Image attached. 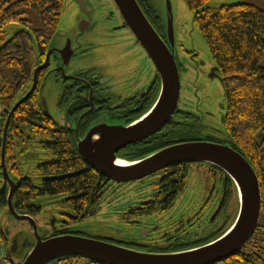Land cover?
<instances>
[{"label":"flooded vegetation","instance_id":"af4514ba","mask_svg":"<svg viewBox=\"0 0 264 264\" xmlns=\"http://www.w3.org/2000/svg\"><path fill=\"white\" fill-rule=\"evenodd\" d=\"M137 1L156 31L166 41L162 22L152 1ZM78 5L80 7V4ZM81 5L84 9V4ZM118 14L121 24L115 30H121L125 35L124 41L130 45L127 50L119 49L122 56L118 60H123L110 68L128 65L126 69H121L125 70L122 76L129 77L126 81L116 83L110 80L112 77L100 73L101 68L106 66H85L95 60L87 59L93 54L88 50L79 54L71 40L58 49L52 47L51 39L41 61L33 69L31 87L21 98L23 100L32 90L35 71L41 66H46L39 72L36 90L28 100L37 95L41 104L43 101L47 103L42 96L46 83L60 85L62 92L58 109L64 124H59L49 109L48 113H45L57 129L73 140L80 158L82 156L78 144L93 127L130 126L136 123L152 108L161 90V77L157 69L126 25L119 10ZM154 19H157L156 24ZM51 50L53 53L49 65H46ZM176 51L181 79L177 110L160 132L120 150L117 153L119 160L133 163L179 143H228V133L225 129L226 95L224 101L216 98L212 88L209 89L208 85L203 84L197 87L194 79L197 77L206 83L217 81L224 89V78L220 69H217L219 67L215 63L213 65L202 61L198 50L186 46L183 42L177 44ZM114 58L115 54H112L110 60ZM27 156L29 159L34 158L32 170L27 168ZM55 159L57 158L54 152L43 149L40 144L32 146L25 153L18 152L11 166H8L6 161L7 173L15 185V193L23 181H28L40 194L25 206L26 213L18 212L14 203L13 206L19 216L33 219L37 233L43 240L60 236H80L133 250L176 253L203 247L220 238L230 227L238 208L235 189L230 183L233 181L221 169L202 162L181 163L128 182H116L99 175L86 164L96 172L100 191L96 199L88 200L82 207H77L76 203L82 198L81 195L45 194L46 177L41 175L40 169L51 165ZM15 165L17 168L13 170ZM3 173L2 167L0 181L6 180L3 191H6L8 199L11 184ZM99 219L103 222L102 232L87 234L83 230L85 225ZM37 221L42 223V228ZM16 222L23 223L20 233L28 231L36 240L33 225L18 219ZM94 230L92 228V231ZM122 235L127 238L121 239Z\"/></svg>","mask_w":264,"mask_h":264},{"label":"trees","instance_id":"16d2710c","mask_svg":"<svg viewBox=\"0 0 264 264\" xmlns=\"http://www.w3.org/2000/svg\"><path fill=\"white\" fill-rule=\"evenodd\" d=\"M211 1L214 0H183L194 14V25L224 78L228 144L256 171L263 198L255 235L242 252L218 264H264V68L260 67L264 58V11L245 3L213 9L207 7ZM64 3L65 0H0V171L4 129L10 112L31 87L33 69L41 61L48 41L58 31ZM31 13L36 15V20L30 19ZM156 20H153L155 24ZM12 25L26 31L10 39L7 27ZM40 144L43 149L53 151L57 158L40 169L41 175L46 177L45 194L81 195L77 207L96 199L100 191L96 172L88 168L77 154L73 140L55 127L43 110L40 97L34 95L18 108L10 122L6 142L8 166L13 164L18 152L25 153ZM16 168V165L12 167ZM230 183L235 189L238 206L237 189L233 182ZM39 195L28 181H23L13 203L18 212L26 213L25 206ZM3 213L10 214L6 191L0 193V238L7 245L8 238L1 222ZM8 254L9 264L23 261L15 263ZM55 263L99 264L75 256L50 264Z\"/></svg>","mask_w":264,"mask_h":264},{"label":"water","instance_id":"95a60500","mask_svg":"<svg viewBox=\"0 0 264 264\" xmlns=\"http://www.w3.org/2000/svg\"><path fill=\"white\" fill-rule=\"evenodd\" d=\"M113 1L126 25L157 69L161 77V90L152 108L136 123L130 126L97 125L93 127L79 142V153L86 164L95 169L99 175L116 182L138 180L181 163L211 164L224 171L233 181L238 193V215L220 238L203 247L176 253L133 250L80 236H60L43 240L37 233L33 219L28 216H19L16 213L13 206L15 185L10 180L6 168V142L10 122L18 108L35 92L38 74L46 67L41 66L35 71L32 90L14 106L4 129L2 167L5 178L11 184L8 195V212L18 220L27 221L36 230V240L25 237L24 233L16 234L11 240L9 253L11 256L23 255V261L21 260L20 264H50L58 259L71 256L99 264H218L223 262L242 252L259 227L263 207L259 178L251 164L228 143H179L133 163L117 158L120 150L155 135L172 119L179 104L181 79L176 61L177 41L171 2L168 0V23L162 24L166 36L165 41L149 21L137 0ZM83 23L86 25L85 22ZM21 31L26 30H19ZM17 33L10 36V39ZM70 51H72L71 48ZM52 53L51 50L46 65H49ZM42 106L48 113V107L44 101ZM119 162L125 164L120 165ZM5 181H0V193L5 187Z\"/></svg>","mask_w":264,"mask_h":264},{"label":"rangeland","instance_id":"374dc122","mask_svg":"<svg viewBox=\"0 0 264 264\" xmlns=\"http://www.w3.org/2000/svg\"><path fill=\"white\" fill-rule=\"evenodd\" d=\"M151 1L157 15L160 17L162 24H167L169 15L167 10L168 0ZM169 1L171 2L172 7V18L177 44L179 45L180 42H183L188 47H194L200 53L202 61L214 65V61L208 46L194 25V14L188 10L183 0ZM82 3L84 4V9L81 5ZM243 3L253 5L264 11V0H214L209 2L207 6L217 9L224 5ZM78 4H80V7ZM30 19L36 20L37 17L35 14L31 13ZM83 22H85L86 25L83 26ZM120 24L121 17L118 14V8L113 0H65L63 14L58 27L59 31H57L58 33L53 38L51 45L53 48L60 49L65 44H67L68 40H71L74 48H76L79 54L85 50H88V52L93 54L87 59L94 58L95 60L88 62L85 64V66L95 68L99 66H106L105 68H101L100 73L106 75L107 77H112L110 80L116 83H118L117 81H126L129 77L122 76L125 74V70L121 69H126L128 65L125 67L110 68V66H115L123 60H118L122 56V51L119 49L127 50L130 45L129 42L124 41L125 35L122 34L121 30H115V28ZM88 26L89 29L87 30ZM19 30L26 29L13 25L7 27V31L9 32L10 36L19 32ZM112 54H115V58L110 60ZM260 67L264 68V58L260 63ZM194 79L197 87L202 86V84L204 86L208 85L209 89L212 88V93L216 95V98L224 101V89L217 81L206 83L200 78L195 77ZM61 92L62 88L60 85L49 82L46 83L44 91H42V96L47 100L46 104L52 117L59 124L63 125L64 123L62 115L59 113L58 109ZM208 93H206V96ZM26 160L27 168L32 170L34 158L29 159L27 156ZM238 212L239 203L236 210V216L233 218V222L235 221ZM38 219H40V217H38ZM1 222L8 238V244L4 245L2 239L0 238V264H9L6 261V257L9 255L8 253L11 240L16 234L20 233L23 223L16 222V219H14L10 214L6 213L1 215ZM37 222L39 223V227L42 228V223L39 221ZM102 223V220L99 219L97 221L91 222V224L85 225L84 227L86 228L83 227V230L87 234H99L103 230ZM25 226L27 228V225ZM92 228L95 230L92 231ZM23 232L25 237L34 240L31 233L28 231ZM120 238L126 239L127 237L122 235ZM12 258L15 263H18L23 259V255L15 254L12 256Z\"/></svg>","mask_w":264,"mask_h":264},{"label":"bare ground","instance_id":"6f19581e","mask_svg":"<svg viewBox=\"0 0 264 264\" xmlns=\"http://www.w3.org/2000/svg\"><path fill=\"white\" fill-rule=\"evenodd\" d=\"M120 165H124L125 163L124 162H119Z\"/></svg>","mask_w":264,"mask_h":264}]
</instances>
